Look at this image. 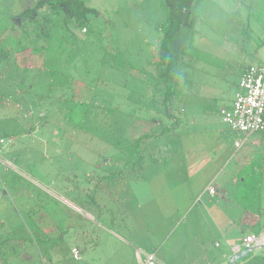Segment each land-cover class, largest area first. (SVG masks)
I'll return each mask as SVG.
<instances>
[{
	"label": "rangeland",
	"instance_id": "374dc122",
	"mask_svg": "<svg viewBox=\"0 0 264 264\" xmlns=\"http://www.w3.org/2000/svg\"><path fill=\"white\" fill-rule=\"evenodd\" d=\"M40 1L0 0V50L28 46L26 52L18 57L11 54L7 68L5 65L0 68V71L6 70V77L0 83V181L15 175L19 182L16 186L23 194L18 196L2 189L0 229L6 227L4 225L24 227L25 230L19 232L29 242L36 239V232L30 224L45 233V227H53L52 224L58 222L56 225L62 230L67 214L73 212L64 201H72L73 205L77 203L81 207L83 201L87 202L83 193L91 192L96 181L116 173L125 162L119 150L101 133L65 125L62 116L50 105L51 100L38 101L40 96L50 93L55 97L61 94L68 97L74 92L76 99L92 100L97 104L105 101L98 94L105 98L109 96L108 101L111 96L114 107L123 110L122 116H132L124 124L119 122V116L113 126L114 133L125 138L143 133L157 134L159 125L169 126L171 122L164 117V109L158 105L152 89L147 85L144 90L138 89L139 82L147 83L149 76L155 73L149 64L157 59V46L162 37L158 29L167 18L166 0H81L86 7L97 12L91 25L93 33L89 28L80 31L75 19L59 9V14L48 26L46 36L35 26L17 18ZM263 33L264 0H194L181 32L171 45L178 63V78L185 74L191 78L203 70L209 75L205 79L214 83L216 91L226 90L232 96L234 87L219 80L229 75L234 65L249 62L251 38L254 34L262 36ZM254 41L257 43L259 39ZM41 46L46 47L45 53L35 50ZM185 47H190L191 51L182 59L180 52ZM103 51L122 52L127 61L125 69L117 71L102 64ZM17 67L28 70L22 73L20 85H24L23 88L14 83ZM68 76L76 81L68 84ZM128 77L133 78L131 82L134 85L126 92ZM63 83L66 89L59 87L54 90V86ZM49 85H52V90ZM186 89L189 90V86ZM55 97L52 98L56 100ZM139 105L153 108L160 123L136 119ZM178 112L179 104L170 110L171 114ZM217 128L227 126L218 123L208 129ZM179 130L180 134L185 132L187 135H180L174 143L170 142L173 154L170 158L161 164L147 160L141 178L124 183L127 191L118 195L124 201L116 206L117 214L114 213L115 205L104 192V184L97 190L96 201L109 208L116 217L112 224L107 215L105 220L108 222L96 218L94 221L82 219L84 226H91L94 233L91 231L89 238L98 246L81 253V261L75 262L69 253L71 242L66 240L64 246L56 249L57 258L52 256L48 264H139V259L142 260L140 249L153 253L158 264H192L197 241L202 239L207 240L208 249L213 248L211 241L219 240L221 247L216 252L228 253L221 236L215 234L214 229L211 233L208 228H213V221L207 204H215V201H211L208 194L203 195L211 174L200 165L202 157H205V162L212 160L213 156L208 151L217 136L205 134L203 126L187 129L182 126ZM5 132L9 136L4 137ZM10 141L17 145L12 151L9 149ZM162 143L164 141L152 143L150 147L159 149L165 145ZM6 162L10 168L4 167ZM213 186L217 189L229 187L231 211L237 205L244 208L243 204L236 202L233 194L236 189L231 182L225 184L217 178ZM262 187L261 207L264 210V181ZM33 201L41 202L40 211L36 207L34 212ZM147 201L149 204L140 209L135 207L137 203ZM217 201L221 207L225 205L223 200ZM257 204L255 200L254 207ZM27 209H32L31 222ZM126 209H132L127 225L132 228L134 223L136 226V230L133 228L135 232L130 231L132 236L118 227ZM94 213L96 216L95 210ZM261 217L264 221V212ZM201 223L203 229L200 231L198 225ZM253 232H258L257 227ZM45 234H50V231ZM77 244L83 245L78 238ZM27 248L21 259L25 264H37V253L33 247Z\"/></svg>",
	"mask_w": 264,
	"mask_h": 264
},
{
	"label": "crops",
	"instance_id": "0c3cea01",
	"mask_svg": "<svg viewBox=\"0 0 264 264\" xmlns=\"http://www.w3.org/2000/svg\"><path fill=\"white\" fill-rule=\"evenodd\" d=\"M262 36H264V33ZM262 36L254 34V38H251L252 47L248 58L249 62L243 65H234L232 72L230 71L229 75H226V77L219 80L224 84H228V86L234 87L232 96H229V92H226V90H224V92L216 91L213 87L214 83H212L211 80L208 81L205 79L209 75H206L203 70L200 75L195 74L191 78H189V75L187 74L184 75L182 89L183 96L179 103L182 126L184 128H188L190 126H203L205 134H213V136H217V138L215 137L216 142L208 151V153H211L213 156L212 160L205 162V157H202L200 160V165L208 169L207 173L211 174V178L203 191V195L208 194L209 199H211V201H215L216 204H207V211H209L212 215L213 228H210L208 223H205V225L209 226L208 228L211 230V233L214 229L215 234L218 233L221 236L225 242L226 248H228V253L219 251L216 252V249H220L221 247L219 240L211 241V244L213 245L212 249H208L206 239H202L201 241L199 240L197 241V249L193 252L195 260L192 261V264H227L231 256L235 254L233 251L234 248L241 247L243 239L245 238L243 237L244 234H247V236L249 234L264 236V221L261 219L264 212L261 207L263 199L262 183L264 181V132L261 134H243L234 132L228 127L224 129H208L214 128V126H217L218 123H221L219 112L222 108H228L231 106L237 91L238 81L243 70L251 65L264 66V37L261 39ZM256 38L259 39L257 43L254 41ZM194 70L196 71V68H194ZM229 77L230 79H228ZM188 86L189 90L186 89ZM9 145L10 151L15 149L17 146L13 141H10ZM206 150H208V148ZM3 165L5 168H10L9 163L7 162ZM140 178H135L134 180ZM217 178H220V181L225 184H228V182L232 183L234 189H236L233 191L234 197L237 200L236 202L240 205L243 204L244 208L241 209L240 206L237 205V208L231 211V200L229 198L231 194L229 192L231 191H229L228 186H225V188H215L213 183L217 180ZM29 182L36 185L32 181ZM18 183V178L15 175L3 178V181H0V201H3V196H1V191H3L2 189H8L10 192H14L18 196H22L23 194L20 191V187L16 186ZM256 183H259L260 185L258 184L256 186ZM209 186L215 189V193L212 196L207 191ZM258 187L260 189L259 195L252 192ZM246 189L250 191L247 192ZM126 191L127 187L125 184V191L123 194ZM86 193L87 191H85V194ZM110 200L113 205H115L114 213L117 214L119 210L117 211L116 206L122 205L124 200L120 199V196L117 200ZM217 200H223L225 205L221 207ZM255 200L258 202L256 207H254ZM33 202L34 212L36 207H38V211H40L41 202ZM71 202L68 200L64 201V203H66V205L72 209L73 212L70 215L67 214L64 228L62 230L58 225H56V223H58L56 222V216V223L52 224L53 227H45L47 228L45 231L47 232L49 230L50 234H45L46 232L43 233L42 230L39 228L35 229L32 224H30L32 229L36 232L34 236L36 239L32 242L26 240V237L24 238L22 236L23 234L19 232L22 231V229L25 230L24 227H18L17 225L9 228L3 223L6 227H1L0 229V244L8 242V247L13 250L12 252L9 251V249L6 250V252H10V255L7 256V264H15V262L16 264H25L21 258L23 257V254H26L28 249L27 247H33L35 254L37 253V264H48L51 261L52 256L57 258L58 255L56 249L64 246L66 240L71 242L69 245V253L75 262L81 261V253L88 251V249H91L92 247L96 248L98 246L96 245V242L89 238L91 231L92 233L94 232L91 230V226H84L82 219L84 218L89 221H94L95 218L98 220H107V218H105V215H107L109 223L112 224L116 218L114 213L112 214L109 208L107 209L104 206H101L98 201V207L91 206L90 204L87 205L85 201L82 202L81 207L77 203H74L73 205ZM149 202L150 201H147V203H137L135 207L140 209L141 206L143 207V205H147ZM23 204L25 205L26 202L23 201ZM94 210L96 212V216ZM106 210H108L109 213ZM131 211L132 209H126L123 212L124 215L122 216L121 223L118 226L119 229L127 232L129 236H132L130 231L135 232L136 230L134 223L132 228L127 225V221L130 219ZM31 212L32 209H29L27 213L30 214L28 215L30 222L32 221ZM110 215H113V217L111 218ZM196 221L198 224L200 223L198 218H196ZM198 226L201 231L203 229L202 223ZM255 227L258 229L257 233L253 232ZM52 231H54V234ZM57 231H59V234ZM77 238L83 245L80 246L77 244ZM28 244H30V246H26ZM263 249L264 246L257 247L252 254L264 255V253H261ZM73 250L78 252V259L73 257ZM140 250L139 257H142V260L139 259V264H144L145 255H153L155 257V255L151 252L142 251V249ZM30 254L33 256L32 252ZM242 260H240L237 264H240Z\"/></svg>",
	"mask_w": 264,
	"mask_h": 264
},
{
	"label": "trees",
	"instance_id": "16d2710c",
	"mask_svg": "<svg viewBox=\"0 0 264 264\" xmlns=\"http://www.w3.org/2000/svg\"><path fill=\"white\" fill-rule=\"evenodd\" d=\"M193 3L194 0H166L167 18L158 29L161 32L162 37L157 46V59L149 64L150 67L155 69V73L149 76L147 83H138V89L144 90L143 88L145 85L152 89L158 105L164 109V117L171 121L169 126L159 125L156 128L158 131L157 134L143 133L131 138H125L121 135L119 136L115 134L113 129L115 120L120 116L121 119L119 122L124 124V122H126L125 120H128V118L130 119L132 116H122L121 113L123 110L119 107H114V98L111 99V96L110 101H108L107 98L109 96L105 98V96L98 94V96L100 95L101 100H105L103 101V104H97L96 101L92 100L86 101L80 98L76 99L77 95L74 92L68 97H64V94L55 97L48 93L45 96H40L38 99V101L41 102L51 100L52 103L50 105H53L55 107L54 111H57L62 116V122H64L65 125L77 130H82L85 127L87 131L90 130L96 134L97 132L101 133L100 135L118 149L125 159L123 166L120 167L116 173L110 174L96 181L91 192L84 193V197L87 198V202L85 201L87 205L90 204L91 206L98 207L95 197L97 190L101 188L102 184H104L105 187L104 192L109 195L110 199L117 200L118 195L125 191L124 183L134 178L141 177L147 160H152L157 164H161L162 161H165L164 159H168L173 155L170 152V142L174 143V140H177L180 135H187L185 132L182 134L179 132L180 127L182 128L180 112L177 114L170 113V110H173L182 99L184 81V76L178 78V63L172 53L171 45L181 32ZM59 9L63 10L66 16L70 15L75 19L76 25L80 28V31L83 29L86 31L87 28H89L92 30L91 33H93L94 29L91 25L96 19L97 12L92 8L86 7L81 0H42L38 2L34 8L23 11L17 18L23 20L24 23H30V25L35 26L41 34L46 36L49 28L48 26L59 14ZM27 47L28 46L25 45L24 47L19 45L15 49L0 50V68L2 65H10L8 61L11 54H13L14 57H18L20 53L24 54L26 52ZM35 50L37 52L45 53L46 47L41 46ZM190 51V47H185L180 52L181 58L183 59V57L188 55ZM125 59L126 58L122 52L117 51L111 53L103 51L101 63L107 66L110 65L117 71H123L127 66V61ZM182 65H184V63H182ZM7 66L5 68H7ZM5 68L0 71V83L6 77ZM27 71L28 70L24 67H17L16 80L14 81L16 86H19L23 82L22 73ZM48 72L49 71H47V73ZM52 73L60 75V73L55 71ZM48 74H46L45 77H47ZM124 78L126 79V77ZM128 78L130 80H128ZM128 78V84L125 83L127 88L126 92H128L129 89L131 90L130 86L134 85L131 82L134 81L133 78ZM67 79L66 81L68 84H71L72 81H76L70 76H68ZM22 86L24 87V85ZM22 86L20 85V88ZM49 86L50 90H52V85ZM54 87V90L59 89V87H61L60 89L67 88L65 83L61 84V86ZM52 97H55L56 100ZM105 102L108 103L105 104ZM137 107V114L135 115L136 119L151 122L156 120V123H160V118L157 116V112L153 108H148L143 105ZM63 112H66V115H63ZM152 113H154V116H152ZM7 134L9 136V133L6 132L3 136L6 137ZM160 141H164L162 144L165 145H162L159 149H152L150 147L152 143ZM89 181H92L91 178ZM258 184L256 183V186ZM246 191L249 192L250 190L246 189ZM252 192L259 195V187ZM8 244V242L0 244V264H7V256L10 255V252H6V250L9 249V251H13L12 248L8 247ZM240 264H264V255L251 254L244 258Z\"/></svg>",
	"mask_w": 264,
	"mask_h": 264
},
{
	"label": "built area",
	"instance_id": "2783aa9c",
	"mask_svg": "<svg viewBox=\"0 0 264 264\" xmlns=\"http://www.w3.org/2000/svg\"><path fill=\"white\" fill-rule=\"evenodd\" d=\"M219 116L221 123L234 132L243 134L264 132L263 65H251L243 70L231 106L222 108ZM207 191L211 196L215 193V189L211 186L207 188ZM260 246H264V236L249 234L243 239L241 247H236L233 251L237 253ZM72 254L75 259H78L76 250H73ZM144 264H157V261L153 255H145Z\"/></svg>",
	"mask_w": 264,
	"mask_h": 264
},
{
	"label": "water",
	"instance_id": "95a60500",
	"mask_svg": "<svg viewBox=\"0 0 264 264\" xmlns=\"http://www.w3.org/2000/svg\"><path fill=\"white\" fill-rule=\"evenodd\" d=\"M255 249L256 248L241 250L233 254L231 258L228 260L227 264H237L240 260L252 254Z\"/></svg>",
	"mask_w": 264,
	"mask_h": 264
}]
</instances>
